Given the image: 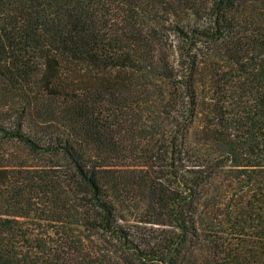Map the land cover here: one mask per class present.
I'll return each mask as SVG.
<instances>
[{
	"label": "trees",
	"instance_id": "trees-1",
	"mask_svg": "<svg viewBox=\"0 0 264 264\" xmlns=\"http://www.w3.org/2000/svg\"><path fill=\"white\" fill-rule=\"evenodd\" d=\"M0 264H264V0H0Z\"/></svg>",
	"mask_w": 264,
	"mask_h": 264
},
{
	"label": "rangeland",
	"instance_id": "rangeland-1",
	"mask_svg": "<svg viewBox=\"0 0 264 264\" xmlns=\"http://www.w3.org/2000/svg\"><path fill=\"white\" fill-rule=\"evenodd\" d=\"M3 142L5 143V141ZM5 149L10 153H16L19 150V147L15 142L10 141L6 143Z\"/></svg>",
	"mask_w": 264,
	"mask_h": 264
}]
</instances>
